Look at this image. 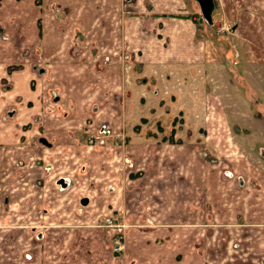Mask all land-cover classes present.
Segmentation results:
<instances>
[{
  "label": "crops",
  "instance_id": "obj_1",
  "mask_svg": "<svg viewBox=\"0 0 264 264\" xmlns=\"http://www.w3.org/2000/svg\"><path fill=\"white\" fill-rule=\"evenodd\" d=\"M195 1L192 9L200 7ZM213 1L212 16L218 11L219 18L214 20L213 16V24L207 29L199 11L192 15L185 7L189 13L185 15L155 0L158 11L153 18L158 26L150 18L144 22L147 26L131 27V19L123 13L122 29L109 25L101 43L111 55L113 51L120 53L105 59L109 62L101 71L99 61L103 59L90 61L88 50L81 55L79 46L74 45V52H79L73 58L77 63L58 59L59 41L64 35H72V27L65 24L73 25L77 17L72 14L69 20L66 14L63 27L55 17L48 18L43 22L41 40L42 52L48 53L45 58L54 70L48 81V70L39 68L37 72L30 61L20 60L25 57L22 47L28 53L35 43L27 30L21 27L25 32L18 34L12 26L4 28L0 24V208L1 216H5L3 223L9 224L0 228V264H210L208 260L215 256L245 264L253 261L258 251L264 252V157L249 153L252 158L242 150L252 145L253 150L263 147L264 124L253 127V137L247 133L238 139L225 122L226 110L215 92L210 91L211 100L206 93V104L198 105V112L204 114L202 123L176 130L172 125L161 127L163 136L124 144H119L124 124H112L114 138L95 146L99 150L82 144L78 132L81 124H68L77 127L71 137L62 119H47L49 131L40 138L46 136L50 146L42 144L40 138L38 143L33 140L37 128L25 127L36 115H46L51 103L44 99L49 100L52 89L58 90V105L67 116L76 113L77 122L89 113L95 98L107 94L112 99L122 97L118 83L126 73L123 66H131L124 44H131L134 49L129 51L142 63L186 58L189 65H205L206 41L200 40L196 31L202 26L205 35L212 36L215 24L220 22V28L226 30L220 33L233 34L227 37L242 57L240 63L251 70L246 79L253 90V66L264 65V0ZM111 10L107 9L105 21L113 17ZM14 21L11 23L18 31L20 26ZM228 24L230 29H226ZM5 30H10L8 35ZM139 50L144 53L142 57ZM13 63L22 66L9 68ZM187 78V82L195 83L196 77ZM112 106L111 116L121 118L122 111L119 114L118 107ZM211 114L219 115L220 121L214 122ZM195 130L207 141L205 152L191 142ZM245 137H249L250 146H246ZM204 155L215 161L206 160ZM60 179L65 185L59 184ZM77 201L85 205L84 212L74 209ZM111 213L122 214L129 223L125 250L117 254L112 234L98 224ZM213 225L234 227V237L225 230L221 235H211L209 228ZM230 242L235 246H222ZM209 243L217 245V252L223 249L225 253H206ZM240 243L245 246L243 253L242 247L235 249ZM218 259L213 263L218 264Z\"/></svg>",
  "mask_w": 264,
  "mask_h": 264
},
{
  "label": "rangeland",
  "instance_id": "obj_2",
  "mask_svg": "<svg viewBox=\"0 0 264 264\" xmlns=\"http://www.w3.org/2000/svg\"><path fill=\"white\" fill-rule=\"evenodd\" d=\"M3 1L4 0H0L1 26L4 28L8 27V25L9 27L12 26L13 32L18 34L20 31L25 32L22 28L27 30V33L31 35L30 38L32 37L35 43H33V49L28 53L25 49L26 47H22V56L25 57L20 60L30 61L37 72L39 68L48 70L50 76L49 78L46 77L47 81L49 79L51 80L54 74V70L51 68V65H49L51 62H47L45 58V55L48 57V53L42 52L43 47H41V40L43 39L42 29H44L43 22L48 18L52 19L55 17L61 27H63L64 20L67 19L66 14L69 15V20L72 14L77 17L73 25L65 24V27H72V35H64L65 37L59 41L61 45L58 50V59L74 60L73 58H75L79 52L82 55L88 50V59L90 61L95 57L96 60L99 57L103 59L99 61L100 71L103 66L109 62L105 59L110 60L113 55L118 56L120 53V51H113V55H111L109 51L104 50L101 43L106 38L105 30L109 25L113 28L122 29L124 25L122 19L123 13L124 15H128L131 19L129 24L131 27H138L143 24L147 26L144 22L150 18H152L154 25L158 26V23L155 22V18H153L156 17L155 13L158 11L154 4V0H105L104 2H93L90 0H7L6 4L2 6ZM155 2L159 5L171 7L173 8L172 11L185 15L189 14L186 9L191 12L192 15L194 11H199L202 24L206 26V29L210 27L201 14V6L199 8L196 7V9L191 8L194 4L197 5L195 0H155ZM111 7L113 17L110 18L109 21H105V17H108L107 9ZM114 13L119 16L114 15ZM91 14L93 15L92 18L90 17ZM5 15L7 19L2 18ZM95 16H97V19ZM213 16L215 17L214 20L219 18L218 11H215ZM26 19H28L27 23H25ZM14 20L17 21L16 24L20 26L18 27V31L16 27H14L15 23H11V21L13 22ZM220 23H217L216 26L219 27ZM21 24H23V26ZM228 27L230 29L231 25L228 24ZM225 31L226 30H224V32ZM9 32L10 30H5V35H8ZM205 32V30L202 31V27L200 30L196 31V36L200 40L206 41L207 63L205 65L203 63L194 66L189 65L186 63V58L176 59L175 62L159 61L158 64L142 63L139 61L137 54L129 51L130 49H134L130 47L131 44H124L123 47L127 49L126 53L124 50L126 58L130 56L128 61L135 66L136 64L140 65L136 67L132 64L131 66H123V70L125 69L126 73L121 74V76H123V81L118 83L121 84L122 97L112 99L109 97V94H107L98 97L101 100L97 102H95V100L98 98H95L94 102L88 108L89 113L85 114L83 118L77 122L75 120L77 118L76 113L67 116V113L65 114L61 105H58L57 101L60 100V97H58V90L52 89L50 91L51 93L48 94L49 100L43 98L45 103H47V101L51 103V107L46 109V115L40 114L39 117L36 115L31 122L25 124V127L27 130L31 129L33 126L37 128L38 131H36L33 140H36L38 143V138L47 134L46 132L48 129L46 128L49 127L47 119H51L52 122L58 118L62 119L65 122L64 125L66 128L69 127L68 130L71 137H74V129L77 127L74 126V124L69 126L68 124L70 122L77 123V125L81 124V127L78 129L80 137L82 138L81 142L82 144L90 145L89 142L91 140H89V136L94 137V144H92L94 150H99L96 147H101L100 145H104L106 141L110 142L114 138L111 136L114 134L111 129L112 124L115 126L122 123L124 124V132L122 131L123 136L120 138L116 136L118 134H115L116 138H120L119 142L121 143L119 144H124L135 139H146L148 137L153 140L154 137H156L154 135L163 136V132L165 131L160 130L161 127L168 128L172 125L175 128L174 130H176V127L179 126L191 124L190 127L192 128L195 124L202 123L204 114L201 115L197 108H199L198 105H201L199 103H203V106L206 104V100L203 96L206 97V93H210L211 91L215 92L216 96L219 95V97L217 96L219 102L223 103L222 107L226 110L227 118L225 122L231 125L232 133H236L239 136L238 139L247 133L253 137V127L257 126L261 128L264 124V65L258 63L257 67L253 66V90L250 89L246 77H249L251 70L248 67L246 68L244 63H240L242 57H240L236 49L232 46L233 41H229L227 37H233V34H222L220 31H215L212 36H207ZM168 37L171 40L169 35ZM74 45L75 47H80L78 53L74 52ZM170 51L176 52V50ZM141 54L142 52L140 51V55ZM131 56L137 59H133ZM58 61L60 62L62 60ZM75 62L77 63L78 60L73 61V63ZM94 64L95 61H93V65ZM21 66L22 63H13L12 66L11 64L8 65L9 68H19ZM86 73L92 74L87 70ZM187 77H196L195 83L187 82ZM218 81L223 82V84H220ZM226 94L227 96H225ZM211 95L213 94L210 93V100ZM222 96L224 98H222ZM195 103H197V105H194ZM113 104L118 107L116 111H118L119 114L120 111H122L121 115L123 114V116L121 118L111 116V108H114L112 106ZM105 114H108V117H105ZM211 115L214 117L212 118L214 122L220 121L218 120L219 115ZM44 117H46V120L43 119ZM64 128L63 126H59L58 129ZM176 133L174 134L176 135ZM202 134L203 133H197V130L193 131V140H191V142L197 149L205 152L207 141L202 139ZM172 135L171 133L165 136L167 138ZM248 138L249 137L244 138L246 146H250ZM182 139H184V137ZM155 142L162 143L161 141ZM251 147L252 148L242 147V150L248 155L249 153L256 155V158L262 159L264 157V145L254 150L253 145ZM65 158L66 160L69 159V157ZM204 158L206 160L215 161V159H209L205 155ZM64 162L66 163L65 160ZM73 182L74 181H72V183ZM7 198L9 199L10 196ZM2 200H4V198H2ZM5 203L7 202L5 201ZM7 206L9 207L8 203ZM85 208V205L83 206L80 201H77L74 206L77 213L80 211L84 212ZM119 215L122 216V214ZM2 218H5V216H0V228L9 225L6 224L5 221L4 224ZM49 219L50 222H52L51 216ZM126 224L128 225L129 223L126 222ZM233 229L234 227L217 225H213L209 228L211 235H221L223 234V230H225V234L230 233L232 237H234L232 232ZM127 230L128 229L124 227L123 231H121V234H124V242H122L123 250H125ZM108 231L113 236L114 252H116V254L120 253L118 252L119 250H115V245L118 244L117 238L119 232L113 233L109 228ZM206 245H209V250L206 253H213L214 255H217L218 252L225 253L223 249L217 252V245H212L211 243ZM225 245H232L234 247L235 243H222V246ZM237 245L235 249L238 250L242 247L244 249L242 251L243 253L245 251V246L242 243ZM83 256L82 254L80 257L83 258ZM216 259H218V257L215 256L213 259H209L208 263L210 262V264H212ZM218 260V264H237L233 262L234 259L229 257L225 259L220 258ZM70 261L71 260L68 259L67 262ZM250 262L251 264H264V252L258 251V253L253 256V261ZM250 262L246 263L244 261L245 264H250Z\"/></svg>",
  "mask_w": 264,
  "mask_h": 264
},
{
  "label": "built area",
  "instance_id": "obj_3",
  "mask_svg": "<svg viewBox=\"0 0 264 264\" xmlns=\"http://www.w3.org/2000/svg\"><path fill=\"white\" fill-rule=\"evenodd\" d=\"M102 225L112 230L113 233L119 232L117 238L118 244L115 245V250H121L123 248L122 242H124V234H121V231H123L124 227H127V224L121 220V216L108 215L104 218Z\"/></svg>",
  "mask_w": 264,
  "mask_h": 264
},
{
  "label": "water",
  "instance_id": "obj_4",
  "mask_svg": "<svg viewBox=\"0 0 264 264\" xmlns=\"http://www.w3.org/2000/svg\"><path fill=\"white\" fill-rule=\"evenodd\" d=\"M198 1L201 5L204 17L207 20H211L212 12L214 11V8H215L214 1L213 0H198ZM40 142H42L45 145L50 146L49 141L45 137L40 138ZM59 183H61L62 185H65V182L63 179H60Z\"/></svg>",
  "mask_w": 264,
  "mask_h": 264
},
{
  "label": "flooded vegetation",
  "instance_id": "obj_5",
  "mask_svg": "<svg viewBox=\"0 0 264 264\" xmlns=\"http://www.w3.org/2000/svg\"><path fill=\"white\" fill-rule=\"evenodd\" d=\"M111 109H113V108H111ZM111 129H112V126H111Z\"/></svg>",
  "mask_w": 264,
  "mask_h": 264
},
{
  "label": "bare ground",
  "instance_id": "obj_6",
  "mask_svg": "<svg viewBox=\"0 0 264 264\" xmlns=\"http://www.w3.org/2000/svg\"><path fill=\"white\" fill-rule=\"evenodd\" d=\"M78 76V75H77ZM89 83V82H88Z\"/></svg>",
  "mask_w": 264,
  "mask_h": 264
}]
</instances>
